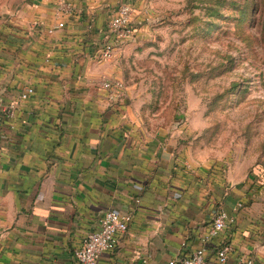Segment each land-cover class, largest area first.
I'll use <instances>...</instances> for the list:
<instances>
[{
    "label": "crops",
    "instance_id": "obj_1",
    "mask_svg": "<svg viewBox=\"0 0 264 264\" xmlns=\"http://www.w3.org/2000/svg\"><path fill=\"white\" fill-rule=\"evenodd\" d=\"M71 1L57 29L56 0L0 9V264H74L109 209L132 218L97 264H168L201 246L219 210L234 222L206 245L204 264H219L223 243L232 246L225 264H264L262 227L245 206L253 194L178 154L174 134L143 128L126 90L109 101L102 82L121 80L126 44L110 61L99 51L123 0ZM25 87L33 93L20 100Z\"/></svg>",
    "mask_w": 264,
    "mask_h": 264
},
{
    "label": "rangeland",
    "instance_id": "obj_2",
    "mask_svg": "<svg viewBox=\"0 0 264 264\" xmlns=\"http://www.w3.org/2000/svg\"><path fill=\"white\" fill-rule=\"evenodd\" d=\"M122 2L136 30L118 65L140 125L250 191L264 244V0Z\"/></svg>",
    "mask_w": 264,
    "mask_h": 264
},
{
    "label": "built area",
    "instance_id": "obj_3",
    "mask_svg": "<svg viewBox=\"0 0 264 264\" xmlns=\"http://www.w3.org/2000/svg\"><path fill=\"white\" fill-rule=\"evenodd\" d=\"M73 10L74 5L71 0H56L54 14L58 22L54 29L62 28L64 22L61 19L71 15ZM132 13V6L127 2H123L107 21L105 25L106 41L99 51L101 60L110 61L117 48L133 39L135 28L132 25ZM39 25L40 23L34 22L35 27ZM52 31L53 29L49 30V32ZM102 86L108 91L109 101L115 102L123 97V81L106 79L103 80ZM32 93V87H25L20 93L19 99L26 100ZM14 108V103L6 106L5 112L8 116L13 115ZM131 218L129 213H122L115 209L107 210L99 219L97 228L82 237L80 246L74 251V264H97L102 253L112 251L117 246L120 237L127 232ZM233 222L234 217L232 215L223 210L217 211L208 230L200 239L201 246L189 254L170 259L168 264H204L206 245ZM184 244L185 242H183ZM231 250L230 243L221 244L216 251V259L219 264L226 263ZM233 264H255V261L252 257L244 256L238 258Z\"/></svg>",
    "mask_w": 264,
    "mask_h": 264
}]
</instances>
